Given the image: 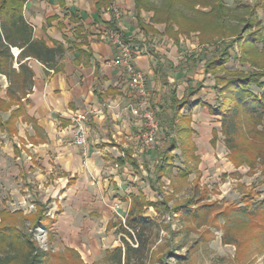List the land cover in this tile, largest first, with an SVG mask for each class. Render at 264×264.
Here are the masks:
<instances>
[{
  "label": "crops",
  "instance_id": "crops-1",
  "mask_svg": "<svg viewBox=\"0 0 264 264\" xmlns=\"http://www.w3.org/2000/svg\"><path fill=\"white\" fill-rule=\"evenodd\" d=\"M111 6L119 9L118 19ZM23 16L32 26L33 38L58 52L50 67L26 58L33 82L22 98V109L11 115L18 107L13 102L0 111L2 122L10 119L9 129L0 128V184L24 185L39 196L34 204H48L54 219L45 229L53 235L51 249H74L83 262L98 264L107 251L121 245L118 226L130 209L131 197L156 199L148 198L147 192H156L149 180L155 179L157 151L164 141L153 148L135 141L142 120L129 107L137 102L129 77L114 63L119 52L106 36L114 26L137 50L132 63L146 76L152 108L159 111L161 104H169L172 92L179 99L187 94L190 102L200 99L206 104L179 109L190 115V135L177 138L172 153L195 148L199 163L217 169V164H224L233 170L224 155L220 116L209 108L215 106L217 92L205 71L204 56L183 58V47L173 38L141 31L133 0H27ZM157 36L163 43L158 44ZM12 52L16 56L19 49ZM194 71L196 77L191 75ZM7 85L0 74V97L9 101ZM72 113L87 114L84 146L72 143Z\"/></svg>",
  "mask_w": 264,
  "mask_h": 264
},
{
  "label": "trees",
  "instance_id": "trees-1",
  "mask_svg": "<svg viewBox=\"0 0 264 264\" xmlns=\"http://www.w3.org/2000/svg\"><path fill=\"white\" fill-rule=\"evenodd\" d=\"M26 1L0 0V74L4 75L8 82L6 96L9 99L6 101L0 97V111L8 109L13 102H17L18 107L11 111V115L22 109V98L31 90L33 71L27 64L26 58H36L50 67L58 52V48H50L43 41L33 38L32 26L26 22L23 16ZM196 6L210 7V11L205 12ZM258 7L264 14V0H259L253 6L238 4L235 6L233 14L237 22H244V26L237 32L239 35L237 40L241 46L247 45L244 54L248 55L247 61L254 70L247 74L231 75L228 78L216 76V81L220 82L221 80L223 84L221 86L217 84L214 88L222 97L216 106H209L212 114L220 116V129L229 155L238 151L243 152L241 148H247L245 146L249 145V148H257L256 155L264 156V152L260 149L262 146L258 141L264 136V130L258 128L264 119V80L262 79L264 70L261 69L264 67V63H262L264 59V21L255 11ZM133 9L138 27L145 34L157 31L141 18V10L153 11L151 21L165 23L163 34L168 37L176 40L177 31L187 34L189 31L197 30L203 42H208L207 38L209 37L204 36V31L209 27L218 31V38L224 36L226 30L223 23L233 13L223 0H162L161 5L158 6L151 0H133ZM187 11L191 14H187ZM210 24H214V26L212 27ZM173 26L177 27V31ZM234 28L236 29V27ZM114 29H116L115 26ZM123 40L126 41L124 37ZM227 47L228 44L221 40L219 48L218 46L213 48L211 58L204 62L206 72L223 67L230 57ZM12 48L19 49L16 56H14ZM15 63L17 67L14 66ZM252 86L257 87V90H253ZM196 90L197 88L191 91ZM191 91L187 93H192ZM186 95L179 99L172 92L170 103L159 106L157 116L160 118L159 123L164 130V142L162 148L157 151L158 161L153 172L155 179L149 180L151 186H154L156 181L169 172L174 158L172 151L177 147V138L182 134L187 137L190 135V129L187 127L190 115L189 113L180 114L179 109L189 105H206L200 99L190 102ZM4 126L7 129L10 128V119L2 122L0 118V128ZM244 126L247 127L246 132L242 131ZM174 127H176V136L171 135ZM215 139L216 132L214 131L213 143ZM243 143L246 145L242 146ZM182 150L183 154L197 159L194 154L195 148H182ZM231 157L230 159L233 160L234 158ZM254 158L255 156L252 157L253 160ZM239 163L235 162L236 165ZM179 173L180 176L186 174L183 170H179ZM170 198V196H166L163 200L150 201L143 194L132 196L130 209L124 222L118 226L121 245L113 251H107L106 256L114 260L116 264H145L151 253L143 235L146 230L152 227L153 220L144 213L148 207L158 211L163 206L168 210ZM263 206L264 202H261L256 206V209H262ZM218 207L214 202L202 203L200 198H189L184 203L169 208L168 211L172 210L177 214L198 217V211L203 210V213L207 214ZM43 209L44 204L37 202V210L34 213L23 214L21 210L10 211L6 208L0 210V249L5 247L3 256L0 257V264H47L50 258L64 259L67 256L66 253L74 254L79 262L87 264L81 260L74 249H65L64 255L51 248H41L35 242L32 232H26L36 227L48 229L52 225L54 219L46 215ZM231 209L235 213L246 215L251 212L242 206H233ZM256 209L253 210L256 212ZM18 217L22 220L18 221ZM15 222H19L20 225H16ZM128 239H133L136 245L130 244Z\"/></svg>",
  "mask_w": 264,
  "mask_h": 264
},
{
  "label": "rangeland",
  "instance_id": "rangeland-1",
  "mask_svg": "<svg viewBox=\"0 0 264 264\" xmlns=\"http://www.w3.org/2000/svg\"><path fill=\"white\" fill-rule=\"evenodd\" d=\"M151 1L157 6L162 3V0ZM223 2L233 13L223 23L226 31H223L224 36L222 37L218 38V31L209 27L204 31V36L209 37L207 38L208 42H203L199 31H189L187 34H183L177 31L176 26H173L174 30L178 32L177 39L173 38V40L182 45L185 53L182 55L183 58L199 54V56L203 55L206 61L211 58L213 48L217 46L219 48L221 40L228 44L230 57L226 63L223 67L214 68L209 72L213 89L217 84L218 86L223 84L221 80L220 82L216 81V76L228 78L231 75L247 74L254 70L247 61L248 55L244 54L247 45L241 46L237 40V36H239L237 32L244 26V22H237L233 14L235 6L238 4L253 6L259 0H223ZM196 8L205 12L210 11V7L196 6ZM255 11L264 21V14L260 8H256ZM142 13L145 18L149 17L148 21L141 15ZM187 14H191V12L187 11ZM152 15L153 11L141 10L140 12V16L146 24L157 31L156 33L149 32V34H158L167 38L168 36L163 34L165 23L152 22ZM211 26L213 27L214 24ZM155 38L158 40V44L162 42L158 36ZM262 63H264V59ZM184 64H188V59ZM261 69L264 70V67ZM196 73L198 72L194 71L191 75L196 77ZM262 79L264 80V77ZM252 89L257 90V87L252 86ZM221 97L217 92L215 106ZM155 111L157 114L158 110ZM158 119L160 121V118ZM161 128L157 137L158 144L164 141V130L162 128L161 132ZM258 128L264 130L263 122ZM242 131L246 132L247 127H242ZM258 141L262 146L260 149L264 152V136ZM244 145L246 143L242 144V146ZM245 147L247 148H241L243 152L238 151L229 155V150L225 145L224 155L227 164L229 163L233 167V170L230 171L224 164L215 163L219 165L220 169L218 168V170L216 166L208 165L205 162L199 163L197 156V159H193L189 155L183 154L182 148H177L172 153L174 158L169 172L156 181L154 185L156 192H147L148 198L163 200L164 197L170 196L168 210L179 203H184L189 198H200L202 203L214 202L219 207L215 210L212 209L207 214H204L203 210L198 211V217L177 214L172 210H166L163 206L158 211L147 209L144 214L149 216L153 223L152 227L146 230L143 235L151 253L145 264H264V206L262 209H256L257 205L264 202V156L256 155L257 148H249V145ZM229 156L234 159L231 160ZM253 156H255L254 160ZM236 161L240 162L239 165L235 164ZM179 170L185 171L186 174L180 176ZM25 188L26 186L19 184H0V210L6 208L16 211L20 208L23 214L34 213L37 210V202L34 204L33 200L39 196L30 193L32 190L27 192ZM36 194L38 195L37 190ZM233 206L246 207L251 212L247 215L235 213L231 209ZM254 208L257 210L256 212L253 210ZM43 211L48 216L53 213L46 203ZM220 211L221 213H218ZM17 220L20 221L22 218L18 217ZM15 224L20 225L19 222H15ZM30 231L38 246L50 249L49 245L53 237L49 233L51 231L47 232L45 229L36 227L26 232ZM128 240L133 246L136 245L133 239ZM118 243L120 244V241ZM3 248L5 247L0 249V257L3 256ZM64 251L56 252L64 254ZM66 255L64 259L50 258L47 264H82L74 254L66 253ZM98 264L116 263L106 257Z\"/></svg>",
  "mask_w": 264,
  "mask_h": 264
},
{
  "label": "built area",
  "instance_id": "built-area-1",
  "mask_svg": "<svg viewBox=\"0 0 264 264\" xmlns=\"http://www.w3.org/2000/svg\"><path fill=\"white\" fill-rule=\"evenodd\" d=\"M110 10L116 19L120 16V11L116 6H111ZM109 41L118 49L119 55L114 63L124 67L128 77L129 85L135 90L137 102L130 105L131 111L139 115L142 120L141 127L135 135V141L142 148H153L157 144V137L160 131L159 119L155 109L149 102V90L146 84L145 74L137 69L132 60L137 53L136 48L126 43L121 34L116 30H109L106 33ZM72 143L78 146H84L87 143L85 136L86 113H72ZM117 207V206H116ZM121 220L124 222V218Z\"/></svg>",
  "mask_w": 264,
  "mask_h": 264
}]
</instances>
